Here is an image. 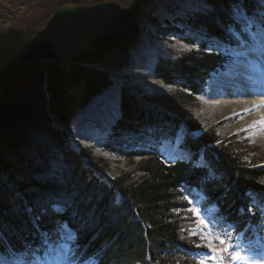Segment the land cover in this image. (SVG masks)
<instances>
[{"label":"trees","instance_id":"obj_1","mask_svg":"<svg viewBox=\"0 0 264 264\" xmlns=\"http://www.w3.org/2000/svg\"><path fill=\"white\" fill-rule=\"evenodd\" d=\"M196 1L192 10L172 13L169 21L198 49L179 56L162 54L154 69L159 81L176 90L147 97L126 81L119 89L118 116L106 142L129 160L149 158L134 171L110 178L106 161L88 151H72L58 125L86 124L78 116L122 79L117 74L134 68L142 32L137 21L118 33L86 40L77 57L65 64L42 61L17 68V57L35 32L0 33V85L7 78L0 98V249L9 253L14 248L30 257L46 249V239L61 242L58 232L64 224L77 234L73 250L80 263L96 255L99 264H199L192 252L195 240L182 232V194L194 186L219 207L216 220H225L245 237L251 236L249 224L264 234V153L252 151L243 139L223 140L215 129H204L196 138L194 133L203 127L187 113L205 94L211 73L230 60L224 48L244 20L234 18L235 5L241 3L248 17L261 9L260 2ZM65 3L85 2L56 5ZM230 19L238 23L229 24ZM181 126L188 131L182 148L194 160L204 153L205 168L164 164L159 147L173 140ZM42 209L47 211L37 219Z\"/></svg>","mask_w":264,"mask_h":264},{"label":"rangeland","instance_id":"obj_2","mask_svg":"<svg viewBox=\"0 0 264 264\" xmlns=\"http://www.w3.org/2000/svg\"><path fill=\"white\" fill-rule=\"evenodd\" d=\"M60 1L63 2L64 0H0V33H6L10 30H22L28 33L41 30L52 15V10H55L58 6L56 4ZM108 1H116L128 9H133L138 3V0H103L101 3ZM194 1L196 0H140L136 8L135 17L139 22H150H148V28L141 33V42L134 51V61L137 67L132 71H124L117 74V76L122 77V79L114 81L105 92L93 100L87 109V113L78 116L79 119H85L87 121L86 124L77 121L68 128L58 125L63 138L67 135L70 137L76 136L82 138L97 134L96 131L100 130V128L96 127L94 124V120L97 119H100L101 121L99 124H103L104 126L110 124L117 116L119 89L123 87L126 82H129L143 94L145 93L148 96H163L165 94H172L176 90L175 87L167 86L155 78L153 71L156 61L162 54L165 55L167 52L173 53L174 56H179L187 51V49H191L192 46H187L181 42L173 35L172 31L164 37L163 31L160 32L158 30V25L161 23L162 25H160V27H164L162 19H164L165 16H168V19L171 20L172 16L170 15L172 13L179 15V13H187L189 10H192L196 4ZM77 2H85L79 4L84 6L96 4L89 3L91 2L90 0H77ZM170 10H173V12ZM154 15L158 16V19H155ZM251 26L253 25L248 18L245 23V28L247 30L250 29V31L258 36L262 33L261 29L254 30ZM255 26H257L256 21ZM255 42L258 44L259 38H256ZM242 46L244 48L240 51L233 50L236 53V59L232 67L242 68L248 65L249 59L244 53L246 52V44ZM253 47L254 46L250 44V49ZM246 53L250 54L249 52ZM257 57L260 59V65L264 66V57ZM219 77H222V74L213 77L207 89V97H199L197 103L189 109L190 115L199 121L203 129H215L222 139H228L233 136H245V138L251 141L257 153H264V122L262 125L255 126L254 128L248 126L239 127L240 122L246 118H250L251 122L254 124V120H257L256 111H242L241 113H233L230 115H224L223 111L214 113L205 112L206 106L210 102L220 99L221 95L217 90L227 89V86L221 87L217 84ZM233 98L242 100L241 97L237 96ZM53 125L57 124L54 123ZM72 139L74 138H71V140ZM80 145L82 144L79 142V146ZM161 149L166 157L171 150V144L167 143ZM90 152L93 156L103 158L100 157L99 152L95 149L90 150ZM179 155L169 157L177 159ZM107 157L108 158L104 157L103 159L108 161V165L111 171H113V176L121 172L134 171L140 162L138 159L127 161L120 158L114 161L110 155ZM190 229H197L199 235V226H191ZM188 236L197 237L190 235L189 231ZM201 241L205 243L204 239ZM62 249L63 247L53 249L51 257H45L44 261L36 259L33 264H69L68 254L65 255ZM88 264H93V262H89ZM208 264H213V262L208 261Z\"/></svg>","mask_w":264,"mask_h":264},{"label":"water","instance_id":"obj_3","mask_svg":"<svg viewBox=\"0 0 264 264\" xmlns=\"http://www.w3.org/2000/svg\"><path fill=\"white\" fill-rule=\"evenodd\" d=\"M116 1L93 5H62L45 26L32 36L17 57V68L42 61L64 64L78 55L79 46L88 38L107 36L124 29L133 20L136 8ZM7 78L0 85V98Z\"/></svg>","mask_w":264,"mask_h":264},{"label":"bare ground","instance_id":"obj_4","mask_svg":"<svg viewBox=\"0 0 264 264\" xmlns=\"http://www.w3.org/2000/svg\"><path fill=\"white\" fill-rule=\"evenodd\" d=\"M194 2H197V1H194ZM173 10H177V9H173ZM173 10H170V11L173 12ZM185 13H181V14L179 13V14L182 15ZM214 15H215V13H214ZM166 17L168 18V16H165V18L162 19L164 27H160V25H162L161 23L158 25V30L160 32L163 31L164 37L171 32L173 27H175V22H173V20L169 21V19H166ZM154 18L158 19V16L154 15ZM135 20L137 21V23H138V25L142 31L141 33H143V31L146 30V28H148V26H149L148 22H150V21L139 22L137 18ZM227 21L229 24H237L238 23L237 21L234 22L231 19L227 20ZM183 23L189 24V22H187L186 20H183ZM197 23H198V21L194 22L195 25H198ZM127 27L128 26H126L125 28H127ZM121 30L117 31L116 33L120 32ZM206 31L210 34L215 35L214 30L212 31L211 29H208ZM261 32L262 33H260L259 36L256 34L245 35L244 32L239 30L235 34H233V36L231 35V38L240 37V38L248 40L249 43L254 46L253 49L256 51L260 48V44L259 43L257 44L255 42V39L259 38L260 43H261V47H262V51H263V55H264V30H261ZM100 37H102V36H100ZM100 37H92V38H100ZM92 38H88L87 40L92 39ZM140 42H141V34H140V38H139V44H140ZM135 50L136 49H134V51ZM78 51H79V49H78ZM134 63H135V61H134ZM133 67L134 68L131 69L130 71L134 70L137 67V65H135ZM12 75H14V73H12L11 76ZM155 78L158 80V78L156 76H155ZM217 84L221 87L227 86V89L217 90V92L221 95L220 99L216 100V101L213 100V102H210L206 106L205 112L214 113V112H218V111H223L224 115L225 114L230 115L233 113H241L242 111H248V112L249 111H256L257 120H254V124L251 122L250 118H246L240 122L239 127L248 126V127L254 128L255 126L257 127V126L262 125V123L264 122V66L260 65V60L255 55L252 56L251 62L248 66H245L242 68L230 66L226 71H224L222 77L218 78ZM143 96L150 97V95L148 96L145 93L143 94ZM235 96L241 97L242 100L237 99V98L234 99L233 97H235ZM120 98H121V94L119 92L118 103H119ZM189 109L187 110V113L190 115ZM96 123H100V121H96ZM98 127H100V126H98ZM181 127H183V126H181ZM201 134L202 133L198 134L196 136V138L201 137ZM207 140H210V137ZM75 141L76 142H75V144H73V146L76 149H80L84 145L88 146L87 144H82V143H81L82 145L79 146V141L77 139H75ZM114 141L118 142L116 139ZM188 143H190V145H192V147H193L194 141H192V142L190 141ZM206 145H208V144H206ZM173 147H174V149H173L174 151L178 149V145H176V144H174ZM205 147L207 148V146H205ZM159 148H161V147H159ZM180 149H182V148H180ZM179 151L183 152V150H179ZM192 154L193 153L187 152V154L185 155V158L181 159L180 157H178L176 160L178 163H182L185 166L187 165L189 167H194L195 166L194 163L189 162V159L192 157ZM100 155H101L100 157L108 158L107 155H104L102 153ZM111 156H113V155H111ZM113 157H115V156H113ZM148 158H149L148 156H144L143 158H139V160L142 162V161L147 160ZM116 159L118 160V158H116ZM168 164L169 163L166 162V166Z\"/></svg>","mask_w":264,"mask_h":264},{"label":"snow or ice","instance_id":"obj_5","mask_svg":"<svg viewBox=\"0 0 264 264\" xmlns=\"http://www.w3.org/2000/svg\"><path fill=\"white\" fill-rule=\"evenodd\" d=\"M260 4L264 6V0H259ZM237 16L244 17L248 19L246 10L243 8L241 3H237L234 9V18ZM253 27L255 26V21L250 20ZM261 29L264 30V24H261ZM250 31V29H248ZM231 31V29H229ZM55 211H59L57 206H53ZM46 209H42L41 213L38 214L37 219H39L40 215H44L46 213ZM194 215L197 217L199 221V235L197 229H190L189 234L192 236H197L198 239L203 237L205 243H194L193 247L195 248H204L205 252L197 254V258L199 264H208V261H212L213 264H224L225 253H228V258L231 260H252V256L242 255L240 252L236 251V246L231 242V233L227 232V230H223L220 235L215 233V230L211 229V222L206 221L200 212L199 209L192 210ZM247 211H251V209H247ZM61 232H58V235L61 236L62 239L65 240L66 244L63 247L62 251L65 255L68 253H72L76 255L77 253L73 250V245L77 244L78 237L75 233V230L70 226H66L64 224L60 225ZM238 238V237H237ZM3 239V233L0 232V241ZM252 251V250H246ZM7 249H0V264H11L9 260V256L13 253H17L16 249H12V253H7ZM20 254V253H17ZM24 264H29L27 259H25ZM72 264V262H69ZM253 264H264V255H261L259 259L253 261Z\"/></svg>","mask_w":264,"mask_h":264}]
</instances>
